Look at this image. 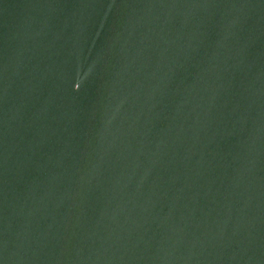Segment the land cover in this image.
<instances>
[{"label":"water","instance_id":"water-1","mask_svg":"<svg viewBox=\"0 0 264 264\" xmlns=\"http://www.w3.org/2000/svg\"><path fill=\"white\" fill-rule=\"evenodd\" d=\"M0 264H264V0H0Z\"/></svg>","mask_w":264,"mask_h":264}]
</instances>
